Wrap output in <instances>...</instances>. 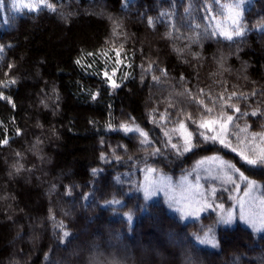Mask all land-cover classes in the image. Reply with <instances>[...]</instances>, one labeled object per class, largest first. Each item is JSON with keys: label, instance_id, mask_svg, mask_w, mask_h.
<instances>
[{"label": "trees", "instance_id": "1", "mask_svg": "<svg viewBox=\"0 0 264 264\" xmlns=\"http://www.w3.org/2000/svg\"><path fill=\"white\" fill-rule=\"evenodd\" d=\"M35 2L0 0V96L11 100L0 98V264H264V231L221 225L213 210L184 219L140 186L145 168L177 175L206 153L200 125L227 115L223 144L246 177H264V165L241 158L264 134V0L242 6L245 32L232 40L216 30L229 0L24 7ZM114 68L115 88L104 75ZM234 92L228 103L240 112L225 104ZM181 123L194 140L184 158L161 145L164 136L177 146ZM157 228L185 245L153 242L144 260L133 244ZM207 233L214 246L199 242Z\"/></svg>", "mask_w": 264, "mask_h": 264}, {"label": "rangeland", "instance_id": "2", "mask_svg": "<svg viewBox=\"0 0 264 264\" xmlns=\"http://www.w3.org/2000/svg\"><path fill=\"white\" fill-rule=\"evenodd\" d=\"M118 68L112 69L111 72L109 70H105L104 72L105 77L111 80V86L116 80ZM211 122L209 121L207 126L208 133L210 134L209 139H206L208 141V151L204 154L201 153L197 157L192 156L191 160H186L187 165L177 175H174L176 173L170 174L161 167L151 166L145 168L140 174L142 196L144 199L161 198L171 209L178 211L187 220H195L199 215L213 210L221 225L234 226L237 224L258 233L263 232L264 226H261L260 220L264 218V177H260L259 179L256 177L249 178L256 181L257 184L251 189L248 188L247 181L240 179L242 169L240 171L238 160H233L229 148L220 142L223 137L224 142L230 144V141L226 139V131L221 128V124L224 121ZM185 130L179 129L176 148L172 147L174 141L172 139L168 140L164 136L161 138V145L167 151H171L182 158L187 157V154L192 153V147L187 152L184 151L186 134L190 133ZM204 132H206V129L204 131L200 128L202 135ZM210 137H218V139H211ZM251 138L252 147L256 150L264 148V141H261L259 136L253 138L252 135ZM192 141L194 140H192L191 134L190 142L193 145ZM221 149L227 150L230 156L226 158L224 154L220 153L219 150ZM229 164L234 165L236 169H239V172L230 169L228 167ZM149 169H152V171H149ZM229 176L231 177V181L228 180ZM221 190L226 192L220 194L223 197L218 196ZM253 221H255V226L253 225ZM88 226L89 223L87 221L80 232H87ZM160 231L163 232L164 239L158 237ZM148 237L150 243L147 245L143 244L140 237L133 244L135 248L141 249L140 256L144 260H147L150 254L155 255V248L152 247L153 242L165 250L169 249L172 243H178L180 251H182V247L185 245L181 237H171L166 230L158 228ZM211 239H214V236L207 233L199 238V242L204 245L214 246L211 243L202 242ZM110 244H116V242H110ZM124 248L126 250L128 246L125 245Z\"/></svg>", "mask_w": 264, "mask_h": 264}, {"label": "snow or ice", "instance_id": "3", "mask_svg": "<svg viewBox=\"0 0 264 264\" xmlns=\"http://www.w3.org/2000/svg\"><path fill=\"white\" fill-rule=\"evenodd\" d=\"M215 2L217 4H219L220 0H215ZM246 2H247V0H229L228 3L223 5V9H224L223 20L221 22H218L216 25V30L219 32V35L225 37L228 40H232L233 37H240V36L244 35V32H245V27L243 25L244 12H243L242 6L245 5ZM39 5H44L50 10H55V6L51 3H48V0H36L35 3H26L24 5V7L29 8L31 11H37ZM209 11H211V10L209 9ZM185 12L186 13L189 12V9L186 8ZM165 15H168V13H166V12L161 13V16H165ZM207 18L208 17H205V19H207ZM148 23L151 26L153 24V18L149 17ZM196 27H199V25H196ZM229 29H231V30H229ZM217 31H214L212 33V35H216ZM2 50H3L2 47H0V51H2ZM118 55H119V53H118ZM77 62H79V61H77ZM9 67H11V65H9ZM149 68H151V65H149ZM153 79L154 80L158 79V77H153ZM12 83H14V81H12ZM112 86L114 88L118 87V85L115 84V82H113ZM253 95H255V93H253ZM233 96H237V93H235V92L232 93L231 96L228 97V100L225 101V104L229 108L233 109L234 112H240V108L237 105L228 103V101H230ZM0 98L9 99V102L11 103L10 98H6V97H2V96H0ZM199 103L203 104L204 102H203V100H200ZM208 111L211 112L212 109H208ZM259 112H260V110H259V108H257L256 110L252 111L250 113V115L256 116L259 114ZM222 115H226V114L222 113ZM243 115H249V113H244ZM232 120H233V116L227 115L226 120L221 124V128L226 131L227 125ZM216 122L217 121H212L211 123H216ZM208 124H209V122H204L200 126L201 127H207ZM121 127L124 129L125 132H130V131L140 132V135L145 137V141L147 140V134L145 132H143L142 130H140L139 128L132 129V128L127 127L126 125H121ZM180 129H182V130L185 129V126L183 123L180 124ZM246 130H247L246 127L240 129L241 132H244ZM186 135H187V138L185 140L186 146L184 148L185 152H187L191 147H193V145L190 142L191 141V133H187ZM257 136H259L261 141H264V135L257 134V133L253 134V138H256ZM205 138L209 139V137H205ZM210 138L216 139V137H210ZM6 143H7V139L0 141V144H6ZM221 143H223L222 140H221ZM172 147L176 148V145L173 144ZM233 151H235V149H233ZM101 157L103 158V154H101ZM241 158L243 160H245L249 165H252V166L264 165V148H259V150L253 149L252 153L250 155L241 153ZM228 167L230 169L235 170L236 172H239V169H236L234 165L229 164ZM95 171L96 170L94 169L93 173H95ZM149 171H152V169H149ZM240 179L247 181L249 189L256 186V184H257L256 181L250 180L242 172H240ZM228 180L231 181L230 176L228 177ZM246 192H247V189H246ZM260 224H261V226H264V218H262L260 220ZM253 225L255 226V221H253ZM68 235H69L68 232H64L65 237H67ZM202 242H207V243H211V244L215 245L214 239L202 241Z\"/></svg>", "mask_w": 264, "mask_h": 264}]
</instances>
